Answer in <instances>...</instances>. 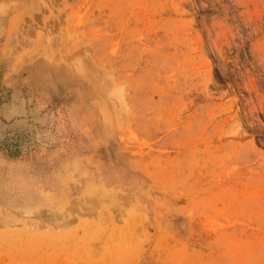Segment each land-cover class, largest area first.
<instances>
[{"label": "rangeland", "instance_id": "rangeland-1", "mask_svg": "<svg viewBox=\"0 0 264 264\" xmlns=\"http://www.w3.org/2000/svg\"><path fill=\"white\" fill-rule=\"evenodd\" d=\"M0 264H264V0H0Z\"/></svg>", "mask_w": 264, "mask_h": 264}]
</instances>
